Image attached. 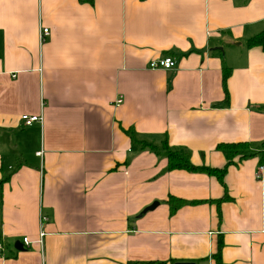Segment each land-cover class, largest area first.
<instances>
[{
    "label": "crops",
    "instance_id": "1",
    "mask_svg": "<svg viewBox=\"0 0 264 264\" xmlns=\"http://www.w3.org/2000/svg\"><path fill=\"white\" fill-rule=\"evenodd\" d=\"M263 31L264 0H0V264H264L262 158L219 149H264Z\"/></svg>",
    "mask_w": 264,
    "mask_h": 264
},
{
    "label": "trees",
    "instance_id": "2",
    "mask_svg": "<svg viewBox=\"0 0 264 264\" xmlns=\"http://www.w3.org/2000/svg\"><path fill=\"white\" fill-rule=\"evenodd\" d=\"M249 46H262L264 49V31L261 32L259 35L251 38L249 40ZM229 77V71L225 70L224 73V88L226 93V100H228L229 93L227 91V79ZM259 109L264 110V106L260 107ZM219 149L227 156L229 163L233 162V159L238 156L239 158H245L249 156H256L259 155L261 159V163L264 165V149L263 150H251V147L248 142H241V143H234V144H220ZM165 156L168 159L169 165L168 169H187L191 171H200V172H206L212 175H216L221 181H223V176L225 170L212 168L206 165L203 166H197L193 164L190 160V153L177 150L174 148H171L168 143H165ZM170 206L172 208V211L177 208V206L184 203L183 200L171 197L169 200ZM216 264H222L221 262V254L218 252L216 255Z\"/></svg>",
    "mask_w": 264,
    "mask_h": 264
},
{
    "label": "built area",
    "instance_id": "3",
    "mask_svg": "<svg viewBox=\"0 0 264 264\" xmlns=\"http://www.w3.org/2000/svg\"><path fill=\"white\" fill-rule=\"evenodd\" d=\"M50 34V30L49 28H43L42 32H41V40H44L47 36H49ZM176 65L175 60L172 57H163V58H159L156 60H153L149 67L150 69H172L174 68ZM122 99H119L116 103V105H120L122 103ZM22 121L24 122V124L26 126H32L35 123H42L43 122V117L42 116H38V115H29V114H23L21 116ZM264 169V166H261L259 168V174L258 176L261 175L262 171ZM44 219V217H43ZM45 236V232L42 231L40 233V243H42L43 237ZM24 243L26 246H29L31 244L30 239L24 238ZM4 250V245L2 242H0V252Z\"/></svg>",
    "mask_w": 264,
    "mask_h": 264
},
{
    "label": "water",
    "instance_id": "4",
    "mask_svg": "<svg viewBox=\"0 0 264 264\" xmlns=\"http://www.w3.org/2000/svg\"><path fill=\"white\" fill-rule=\"evenodd\" d=\"M220 49H222V48H220ZM157 205H158V202H154L151 206L146 208L144 211L146 212L148 210H151V209L155 208ZM16 248L17 249H23V244L20 241H17L16 242ZM176 264H195V263H193V262H179Z\"/></svg>",
    "mask_w": 264,
    "mask_h": 264
}]
</instances>
